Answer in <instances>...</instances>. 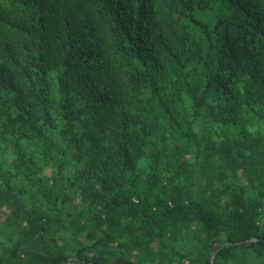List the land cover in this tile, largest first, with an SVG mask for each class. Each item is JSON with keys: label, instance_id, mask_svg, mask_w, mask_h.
Wrapping results in <instances>:
<instances>
[{"label": "trees", "instance_id": "1", "mask_svg": "<svg viewBox=\"0 0 264 264\" xmlns=\"http://www.w3.org/2000/svg\"><path fill=\"white\" fill-rule=\"evenodd\" d=\"M3 215L0 264L264 262V0H0Z\"/></svg>", "mask_w": 264, "mask_h": 264}, {"label": "rangeland", "instance_id": "2", "mask_svg": "<svg viewBox=\"0 0 264 264\" xmlns=\"http://www.w3.org/2000/svg\"><path fill=\"white\" fill-rule=\"evenodd\" d=\"M0 223L3 224L4 226H8L12 224L11 221L7 219V215H3L0 217ZM201 247L193 254V256L197 257L201 253ZM118 255H123L125 258H131V255L129 253L127 254H118ZM199 262V261H198ZM233 264H264L262 260H257L253 257H240L234 262L232 261ZM231 263V264H232Z\"/></svg>", "mask_w": 264, "mask_h": 264}, {"label": "water", "instance_id": "3", "mask_svg": "<svg viewBox=\"0 0 264 264\" xmlns=\"http://www.w3.org/2000/svg\"><path fill=\"white\" fill-rule=\"evenodd\" d=\"M215 257H216V254L212 257V259H211V264H214V262H215Z\"/></svg>", "mask_w": 264, "mask_h": 264}]
</instances>
